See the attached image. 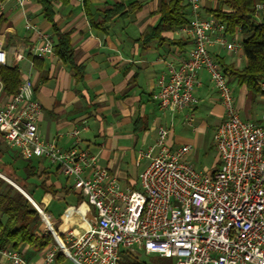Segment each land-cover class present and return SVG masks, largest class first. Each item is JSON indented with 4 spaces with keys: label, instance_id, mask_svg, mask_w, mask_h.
I'll list each match as a JSON object with an SVG mask.
<instances>
[{
    "label": "built area",
    "instance_id": "1",
    "mask_svg": "<svg viewBox=\"0 0 264 264\" xmlns=\"http://www.w3.org/2000/svg\"><path fill=\"white\" fill-rule=\"evenodd\" d=\"M188 1L192 17L182 29L193 47L179 62H166L153 99L172 114L189 110L186 121L192 123L200 73L208 71L225 108L213 135L219 157L213 169L198 170L188 160L192 145H173L171 128L160 126L155 144L140 153L150 160L140 189L122 186L98 154L80 145L79 130L71 132L76 142L69 149L40 133L43 107L32 78L23 79L5 102L0 92V136L7 146L24 159L40 157L56 165L94 212L85 231L68 228L65 239L58 235L40 264H53L59 250L75 264H118L122 252L137 255L138 250L176 264H264V112L258 123L242 118L229 78L209 48L215 32L218 42L226 43V25L202 15L203 0ZM256 8L264 16V3ZM40 34L44 41L35 56H53L52 36ZM5 62L0 47V66ZM258 84L264 94V76ZM1 251L11 264H30L12 247Z\"/></svg>",
    "mask_w": 264,
    "mask_h": 264
},
{
    "label": "crops",
    "instance_id": "2",
    "mask_svg": "<svg viewBox=\"0 0 264 264\" xmlns=\"http://www.w3.org/2000/svg\"><path fill=\"white\" fill-rule=\"evenodd\" d=\"M52 1L55 22L61 31L70 33L75 62L85 67L82 81L76 80L75 69L64 63L56 53L51 57H39L43 59L42 68L39 69L34 64V49L44 41L40 33L49 34L54 43L57 42L52 24L44 17L42 6L37 0L0 2V47L5 51L4 64L17 66L21 81L27 77L32 78L36 96L43 107L38 128L47 140L55 141L63 149H69L76 142V137L71 132L79 130L80 145L98 154L99 163L115 173L122 186L136 189H140V176L150 161L140 153L155 144L160 126L171 128L170 140L175 146H196L210 132L209 146L214 147L213 135L225 118V108L207 70L200 73L202 84L196 90L198 102L192 109L193 121H201L203 126L197 129L193 127L192 130L196 133L193 137L186 138L176 132L177 125L187 122L189 110L172 114L161 110L153 99V93L157 89L156 79L166 68V62H179L189 55L193 47L191 37L182 27L164 32L167 41L153 40L148 44L144 43L143 34L149 26L158 24L161 18L159 9L163 2L169 0H89L88 9L85 8L84 0H70L68 4ZM134 2L141 4L135 11L123 16L117 15L105 24L101 22L105 10L115 3L124 4L126 11ZM183 4L186 5L185 13L190 19L192 10L189 1L183 0ZM217 4V0H203L202 15L214 16L210 10L215 9ZM28 23L34 29L27 28ZM225 36L227 41L221 44L218 42V34H211L209 48L212 54L220 63L224 62L237 69L245 67L247 57L242 45L244 35L236 31L234 34L226 32ZM18 54L22 57L17 58ZM227 76L242 118L255 123L261 122L264 94L250 90L245 84H239L235 77ZM0 90L1 100L7 101L10 96L4 92L3 82L0 83ZM192 124L193 122L190 123ZM1 145L7 146L0 136V147ZM2 158L5 157L0 148V159ZM32 158L39 162L40 179L45 174V178L41 180L54 182L57 187V193L53 197L51 192H44L37 184L34 186L23 179L27 190L33 194V199L36 201L40 198L36 202L47 211L50 225L61 236L68 228L75 229L77 233L88 229L94 218L91 208L72 214L65 213L66 207L76 204L80 193L73 187V180L51 163L48 166L54 167V171L41 173L46 165L45 158ZM188 160L192 162L190 154ZM218 162L217 153V164ZM206 168L209 169L207 166ZM53 175L56 179L51 178ZM47 196L49 198L45 201ZM55 200L65 202L58 229L53 224L50 212V206ZM64 216L76 217L77 221H66ZM0 218L5 220V217ZM63 224L66 227L61 229ZM53 246L55 244L36 249L23 243L14 249L28 263L40 264L47 250ZM138 255L137 252L135 256ZM0 264H11V260L1 250ZM53 264L74 262L65 255L56 257Z\"/></svg>",
    "mask_w": 264,
    "mask_h": 264
},
{
    "label": "trees",
    "instance_id": "3",
    "mask_svg": "<svg viewBox=\"0 0 264 264\" xmlns=\"http://www.w3.org/2000/svg\"><path fill=\"white\" fill-rule=\"evenodd\" d=\"M5 0H0V2ZM63 4H68L70 0H57ZM218 4L215 9L210 10L215 18L219 19L226 25V32L234 34L239 31L244 35L242 41L243 50L247 57V64L241 69L234 68L221 62L224 72L231 77H235L239 84H245L254 92L260 91L259 81L264 76V16L257 13V3L264 0H217ZM42 6L44 17L50 21L53 30L57 35L55 44V53L63 60L64 63L73 67L76 71L77 81L84 79L85 67L78 64L74 59V47L71 42L69 32H63L55 22V9L52 0H37ZM85 8L88 9L89 0H84ZM139 2H134L128 6L125 11V5L115 3L111 8L105 10V16L101 21L103 24L112 21L117 15L123 16L136 7H140ZM160 20L157 25L149 26L143 34L144 43L148 44L153 40L167 41L163 33L174 31L182 27L189 21L185 11L186 5L183 0H169L162 3L160 9ZM175 43V41H170ZM34 64L40 69L43 66V59L38 56H32ZM0 77L4 85V92L13 96L18 92L21 83V74L17 66H8L2 64L0 67ZM24 166L26 180L31 178L40 179L39 164H36L33 158L25 159ZM59 170V168H58ZM13 179L32 197L33 194L27 190L26 183L14 171H0ZM47 172L45 168L41 173ZM37 186L41 187L44 192H51L53 197L57 193V187L54 182L49 183L47 179L40 180ZM91 208L90 204L79 193L76 204L66 207L65 213L72 214L75 211H86ZM0 217H5L2 221L0 218V250L5 247L17 248L25 243L36 249H42L52 244L56 245L53 233L48 229L42 228V218L40 212L33 203L15 186L0 177ZM65 254L59 250L56 257H64ZM118 264H176L174 259L163 256H151L149 259L142 261L129 252H122Z\"/></svg>",
    "mask_w": 264,
    "mask_h": 264
},
{
    "label": "rangeland",
    "instance_id": "4",
    "mask_svg": "<svg viewBox=\"0 0 264 264\" xmlns=\"http://www.w3.org/2000/svg\"><path fill=\"white\" fill-rule=\"evenodd\" d=\"M201 126H203V122L198 121V120L195 122L193 121L192 125H190V123L188 124V122H184V123L176 126V130H177L176 132L184 135V137H186V138L193 137L194 134H196L192 130L193 127H196V129H197V127H201ZM210 135H211L210 132H207L206 135L203 137V140H201L200 142H197L196 146L195 145L192 146V149L190 151L191 153H189L190 158L192 159L191 163L198 170H204V169H206V166L209 167V169H213V168L217 167V165H218L217 164V153L218 152H217L216 148H214L213 146L212 147L209 146L210 145V142H209ZM178 143L181 144V142H178ZM0 148H1V152L3 153V156L5 157V158L0 159V171L8 172L9 170H12L19 177L24 179L25 178L24 166L26 165L27 161L24 158H22L15 150L9 148L8 146L4 147L3 145H1ZM34 162L36 164H39L37 159H35ZM44 163L46 164L44 166H45L47 172L54 171V167L48 166L50 164V162L48 160L45 159ZM4 175H6V174H4ZM44 175L45 174L42 175L41 179L45 178ZM51 178L56 179V177L54 175L51 176ZM60 178H62V177L60 176ZM24 180H26V179H24ZM40 180L37 178H31V179H28L27 182L29 181L32 184H34V186H35ZM39 199L40 198H38L37 200L39 201ZM37 203L41 206V204L39 202H37ZM64 207H65V202L63 200H55V201H53V203L50 206L51 217L53 219L52 221H53L54 226L57 227V229L59 228L58 225L60 223V218H61L60 214L63 212ZM45 213H47V211ZM41 218H42V216H41ZM42 221H43L42 222V228L44 230H48L49 229L48 225L46 224V222L43 218H42ZM62 238L65 239V236L63 235ZM137 252L139 254L137 257H139L140 260L145 261V260L149 259V255L145 254L143 250H138ZM133 256H135V255H133Z\"/></svg>",
    "mask_w": 264,
    "mask_h": 264
},
{
    "label": "water",
    "instance_id": "5",
    "mask_svg": "<svg viewBox=\"0 0 264 264\" xmlns=\"http://www.w3.org/2000/svg\"><path fill=\"white\" fill-rule=\"evenodd\" d=\"M0 177L4 178L6 181L11 183L13 186H15L18 190H20L32 203L33 205L37 208V210L40 212V215L42 218L45 220L46 224L49 227V230L53 233L55 240H58L57 238L59 237L58 233L53 229V227L50 225L48 218H46V213L43 211L42 207L33 199V197L25 191L22 187H20L13 179L7 177L3 173L0 172ZM58 236V237H57Z\"/></svg>",
    "mask_w": 264,
    "mask_h": 264
},
{
    "label": "bare ground",
    "instance_id": "6",
    "mask_svg": "<svg viewBox=\"0 0 264 264\" xmlns=\"http://www.w3.org/2000/svg\"><path fill=\"white\" fill-rule=\"evenodd\" d=\"M48 198H49V196H47L45 198V201L48 200ZM64 217H65L66 221H73V222H76L77 221V218L76 217H67V216H64ZM65 227H66V224L61 225V229H64Z\"/></svg>",
    "mask_w": 264,
    "mask_h": 264
}]
</instances>
